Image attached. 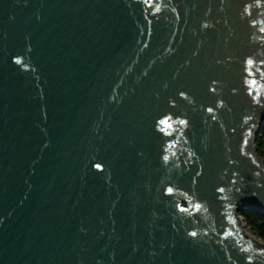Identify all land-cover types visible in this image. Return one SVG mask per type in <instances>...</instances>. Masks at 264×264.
<instances>
[{
  "label": "water",
  "instance_id": "obj_1",
  "mask_svg": "<svg viewBox=\"0 0 264 264\" xmlns=\"http://www.w3.org/2000/svg\"><path fill=\"white\" fill-rule=\"evenodd\" d=\"M263 131L264 0H0V264H264Z\"/></svg>",
  "mask_w": 264,
  "mask_h": 264
},
{
  "label": "trees",
  "instance_id": "obj_2",
  "mask_svg": "<svg viewBox=\"0 0 264 264\" xmlns=\"http://www.w3.org/2000/svg\"><path fill=\"white\" fill-rule=\"evenodd\" d=\"M255 147L257 154L264 159V131L257 137ZM239 216L245 223L246 230L264 241V215L258 216L248 212H240Z\"/></svg>",
  "mask_w": 264,
  "mask_h": 264
},
{
  "label": "snow or ice",
  "instance_id": "obj_3",
  "mask_svg": "<svg viewBox=\"0 0 264 264\" xmlns=\"http://www.w3.org/2000/svg\"><path fill=\"white\" fill-rule=\"evenodd\" d=\"M205 27H207V25H205ZM17 63H19V61H17ZM253 62L251 60L248 61V64L251 65ZM184 93H181V96H183ZM162 123H167V121H162ZM181 123H185L184 121H181ZM167 159V157H165V160ZM169 192H171V189H169ZM193 236H195V233H192Z\"/></svg>",
  "mask_w": 264,
  "mask_h": 264
},
{
  "label": "rangeland",
  "instance_id": "obj_4",
  "mask_svg": "<svg viewBox=\"0 0 264 264\" xmlns=\"http://www.w3.org/2000/svg\"><path fill=\"white\" fill-rule=\"evenodd\" d=\"M243 223H244V222H243ZM244 225H245V223H244ZM244 229H246V227H244ZM246 232H247L248 234H250L251 236L255 237L253 234H251V233L248 232L247 230H246ZM255 238L264 244V241H262L261 239H259V238H257V237H255Z\"/></svg>",
  "mask_w": 264,
  "mask_h": 264
}]
</instances>
